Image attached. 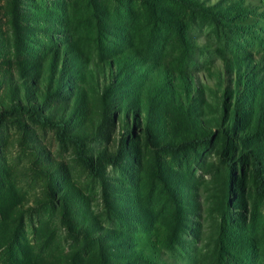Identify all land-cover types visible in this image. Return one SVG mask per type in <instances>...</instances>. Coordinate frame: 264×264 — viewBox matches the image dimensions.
I'll use <instances>...</instances> for the list:
<instances>
[{"label":"rangeland","instance_id":"374dc122","mask_svg":"<svg viewBox=\"0 0 264 264\" xmlns=\"http://www.w3.org/2000/svg\"><path fill=\"white\" fill-rule=\"evenodd\" d=\"M256 175L264 0H0V264H264Z\"/></svg>","mask_w":264,"mask_h":264},{"label":"trees","instance_id":"16d2710c","mask_svg":"<svg viewBox=\"0 0 264 264\" xmlns=\"http://www.w3.org/2000/svg\"><path fill=\"white\" fill-rule=\"evenodd\" d=\"M11 109H12V112L14 113L20 112V113L26 114L28 115L30 119L39 121L43 123L44 125H47V126H57V125L61 126L62 125L61 127H65V125L59 121H54L42 115H38L37 113L38 108L35 105L24 106L22 104H15V105H12ZM67 138L75 141V137L73 135H69ZM75 142L78 144V158L84 162V164L87 166V168L92 174L98 175L99 165L97 166L96 161H94L91 157L85 155V153L83 152V148L81 147V143L79 141H75ZM102 160H108L106 154H102L99 156V159H98L99 163H101ZM256 164L260 165V162L258 161V159L256 161ZM256 178L258 179L259 187H264V178L259 175H256Z\"/></svg>","mask_w":264,"mask_h":264}]
</instances>
